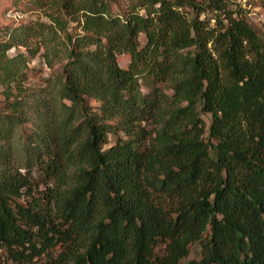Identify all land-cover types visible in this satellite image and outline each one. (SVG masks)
<instances>
[{
    "label": "trees",
    "instance_id": "16d2710c",
    "mask_svg": "<svg viewBox=\"0 0 264 264\" xmlns=\"http://www.w3.org/2000/svg\"><path fill=\"white\" fill-rule=\"evenodd\" d=\"M25 1L48 23L0 28L1 93L27 79L12 48L64 46L56 79L76 118L60 138L44 122L19 134L21 173L9 140L24 119L0 113L9 260L181 264L198 245L201 258L186 264H264V39L240 10L222 0ZM35 169L38 185L58 182L52 198L33 186Z\"/></svg>",
    "mask_w": 264,
    "mask_h": 264
},
{
    "label": "rangeland",
    "instance_id": "374dc122",
    "mask_svg": "<svg viewBox=\"0 0 264 264\" xmlns=\"http://www.w3.org/2000/svg\"><path fill=\"white\" fill-rule=\"evenodd\" d=\"M196 4L204 6L205 0H193ZM223 4L233 11L240 10V14L246 19L248 24L255 30L259 37L264 39V8L261 7V0H222ZM25 0H0V28L14 29L20 25H26L30 22H45L48 23V19L42 13H38L25 6ZM119 5H122L119 0ZM117 5V7L119 6ZM116 7V8H117ZM212 18L211 14L209 15ZM205 15L200 16L201 20L205 19ZM210 24H214V20L210 21ZM75 27V26H74ZM74 29V28H73ZM38 43V42H37ZM140 43L143 45L144 37L140 36ZM32 50H27L24 47L12 48L7 54L10 57H15L19 54H23L27 61V79L22 85L16 87L10 86L7 89H3L1 93L0 89V113L3 116L10 117L15 120L17 117L24 119V125L22 129L14 131L15 134L9 140L11 148L13 147L12 156L10 162L15 168H18L21 173H24V158L21 157L20 151L16 148L17 136L28 134L34 128L41 123H49L52 131L57 137H62L65 130H68L69 126L76 118V112L68 100L66 94L63 92L61 86L57 83V76L61 66L65 62L66 50L64 46H59L56 49L44 53V50L39 49L34 56L32 52L36 50L38 46L35 42L31 43ZM118 65L122 69H126L130 63L129 56H118ZM50 64L52 67H50ZM145 92L146 90L143 89ZM9 104L13 107L9 110ZM95 107L98 105L96 102H91ZM201 119L208 127L210 124V116L208 114H202ZM153 125H149V129L152 130ZM115 137L110 136L109 142L114 143ZM33 186H37L39 182H42L43 177L38 170L33 171ZM58 182L49 181L47 185H38L39 189H47L48 196L52 198L53 193L58 187ZM35 198L38 197V193L34 194ZM58 207V206H57ZM56 206L49 207V212L56 224L61 223L59 218V212ZM64 216H68L70 210L68 208L63 209ZM61 228V226H60ZM201 258V248L198 245L192 247L189 256L184 259L181 264H186L191 260H199ZM0 264H16L13 263L7 257L4 250L0 249Z\"/></svg>",
    "mask_w": 264,
    "mask_h": 264
}]
</instances>
